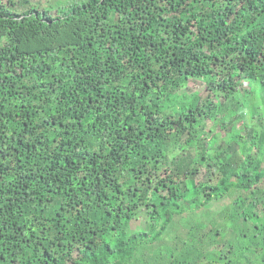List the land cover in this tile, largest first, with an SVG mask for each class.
Returning a JSON list of instances; mask_svg holds the SVG:
<instances>
[{
  "label": "trees",
  "instance_id": "1",
  "mask_svg": "<svg viewBox=\"0 0 264 264\" xmlns=\"http://www.w3.org/2000/svg\"><path fill=\"white\" fill-rule=\"evenodd\" d=\"M0 264H264V0H0Z\"/></svg>",
  "mask_w": 264,
  "mask_h": 264
},
{
  "label": "rangeland",
  "instance_id": "2",
  "mask_svg": "<svg viewBox=\"0 0 264 264\" xmlns=\"http://www.w3.org/2000/svg\"><path fill=\"white\" fill-rule=\"evenodd\" d=\"M37 1H39V0H37ZM49 4H54V6H56L57 5V2L58 1H62V2H67V1H70V0H46ZM190 85L192 86V87H194V86H196L197 88H201V87H203V83H201L200 81H191L190 82Z\"/></svg>",
  "mask_w": 264,
  "mask_h": 264
}]
</instances>
